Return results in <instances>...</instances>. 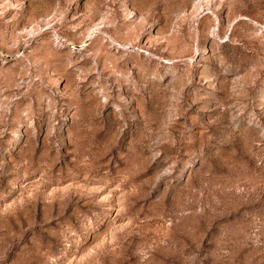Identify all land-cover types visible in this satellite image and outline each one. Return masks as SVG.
Masks as SVG:
<instances>
[{
    "label": "rangeland",
    "instance_id": "rangeland-1",
    "mask_svg": "<svg viewBox=\"0 0 264 264\" xmlns=\"http://www.w3.org/2000/svg\"><path fill=\"white\" fill-rule=\"evenodd\" d=\"M0 264H264V0H0Z\"/></svg>",
    "mask_w": 264,
    "mask_h": 264
}]
</instances>
